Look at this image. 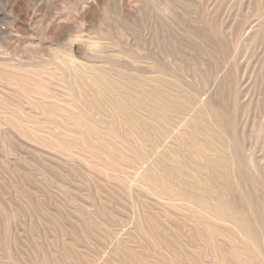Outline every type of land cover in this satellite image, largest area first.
<instances>
[{
    "label": "rangeland",
    "instance_id": "1",
    "mask_svg": "<svg viewBox=\"0 0 264 264\" xmlns=\"http://www.w3.org/2000/svg\"><path fill=\"white\" fill-rule=\"evenodd\" d=\"M0 69V264H264V0H0Z\"/></svg>",
    "mask_w": 264,
    "mask_h": 264
},
{
    "label": "bare ground",
    "instance_id": "2",
    "mask_svg": "<svg viewBox=\"0 0 264 264\" xmlns=\"http://www.w3.org/2000/svg\"><path fill=\"white\" fill-rule=\"evenodd\" d=\"M13 73H6V72H4V71H2L1 69H0V75L3 77V78H5V79H7V80H10V79H14L15 80V83H16V85L21 89V90H24V91H26L30 86H29V84L31 83L32 84V87L31 88H33V89H36L37 88V86H39V87H41V83L39 84V82H37V80H34V79H28L27 77H24V75H19V74H17V75H12ZM90 83L93 85V87H95V93H94V95H97V96H99V97H93V98H90V101L92 102V103H90V105L91 106H96L95 104H98L99 103V101H100V99H102V98H104L105 100H107L110 104H112L116 109H118V114H124L125 113V111H124V107L126 106V105H129L131 102H132V100L130 99L131 97L130 96H128V95H121V98L119 99V96L120 95H118L117 93H116V91L118 90V87L117 86H111V87H106L105 85H103L102 84V82H101V80L100 79H98L97 77H91V81H90ZM38 87V88H39ZM145 90V92L147 93V94H150V93H153L154 91H153V89L151 88H147V89H144ZM131 100V101H130ZM173 107H174V109L177 111V112H181V107L178 105V104H173ZM122 111H121V110ZM113 111L115 112V109H113ZM182 113V112H181ZM155 115V114H154ZM182 115V114H181ZM79 115H77V123H78V125L79 126H85V128L88 130V131H92L91 130V128H89V127H87L86 126V124L84 123V120L82 119V118H80V117H78ZM214 118H217V116H214ZM124 122H125V116H123V120L121 121V123L124 125ZM191 122H193L195 125H197V126H199V127H201V128H203V129H205V131L207 132V134H208V137H209V139H210V141H212L215 137H217L218 135V133H216V132H214V131H212L211 129H209L208 127H207V125L205 124V123H203V122H201L198 118H194L193 120H191ZM138 124H141V122L139 123L138 122ZM141 126V125H140ZM19 129L20 130H22L23 132H24V130L23 129H21L20 127H19ZM159 129V128H158ZM140 133H141V136L142 137H145L146 136V133L142 130V129H140ZM158 132L160 133V135H164L166 132H167V130L165 129V126L164 127H160V129L158 130ZM220 136V135H219ZM98 137H99V135H98ZM97 137V138H98ZM150 142V141H149ZM159 143H158V140L157 139H155V138H153L152 140H151V142H150V146H149V148L148 149H145V148H139V152L140 153H138V159H141V160H144V158H145V156H146V154H147V152L149 151V150H151L152 148H153V146H155V145H158ZM185 144L188 146V147H190V148H192V149H194V150H197V151H199L200 153H202L201 151H202V149H204V146L206 145V143H205V141L203 140L202 142L201 141H195L194 139H192L190 136H188L187 138H186V140H185ZM207 146V145H206ZM100 148H102V145H100ZM103 148H105V146L103 147ZM224 150V149H223ZM223 155V154H222ZM199 156L203 159V160H205V162L204 163H206L208 166H207V168H209V171L213 174V175H215V178L218 176V177H220V178H222V176H220V174L219 173H217L215 170H213V168L214 167H211V166H213V164H216L215 162H216V159H217V161H218V158H216V159H208V158H206L205 156H203V154H199ZM218 156V155H217ZM216 156V157H217ZM226 157L224 156L222 159H221V164L223 165V166H225L228 162L226 161ZM132 160V159H131ZM108 162H109V164H111V165H117V159L114 157V155H113V153H110L109 154V157H108V160H107ZM215 161V162H214ZM180 163V162H179ZM201 163V162H200ZM183 164V162H181V165ZM219 165V164H218ZM220 166V165H219ZM220 167H222V166H220ZM224 168V167H223ZM225 170V169H224ZM149 170H147L146 172H148ZM179 175H180V173H179V171L176 169L175 170V172H174V176L176 177V178H180L179 177ZM214 177V176H213ZM226 178H228V177H224L223 176V180L219 183V184H217V190H218V194L220 195L219 197H222V194H223V192H224V190L227 188V187H229V189H230V191L231 192H233V190H234V188H235V186H234V184H233V182L231 181V179H226ZM159 180H160V183H161V185H162V187H163V189L166 191L165 193L166 194H169L168 193V181L165 179V178H163V177H159ZM216 187V186H215ZM169 189H171V188H169ZM181 191H182V193H181V195L182 196H185V189H180ZM197 191H199V190H197ZM222 193V194H221ZM196 198H197V196H195ZM194 197V195L192 196V199L193 200H195V201H198V202H200V204L202 205V206H204L206 209H208V211H210L211 213H215V214H219V215H222L223 217H225V218H227V219H229L230 221H232L233 223H234V225H236L237 226V228H240L241 230H242V232L245 234V235H248L250 238H252V239H256V234L249 228L250 226H248V224L246 223V221H245V219H242V217L244 216H242V217H238L237 215H236V213H235V211H232V210H230V211H228V208H226L225 207V209H224V207H222L221 205H219L218 203H211V202H208V201H204V200H200V199H196ZM197 203V202H196ZM247 217V216H246ZM246 220H247V218H246ZM209 228V227H208ZM200 232V231H199ZM215 231L213 230V228H209V229H206V232H205V235H210V234H212V233H214ZM217 232V231H216ZM201 234H202V232H201ZM207 239V238H206ZM255 239H254V242H255ZM169 243V242H168ZM218 248V247H217ZM215 249V251L217 252V257H218V261H219V264H226L225 262H224V259H223V256H222V253L220 252V250H218V249ZM247 256V255H246ZM227 259V258H226ZM231 259L233 260V262L235 263V264H258L257 263V260H255L254 262H253V260H251V257L249 258H247V257H245V256H241V254L238 252V251H233L232 253H231ZM264 262V261H263Z\"/></svg>",
    "mask_w": 264,
    "mask_h": 264
}]
</instances>
